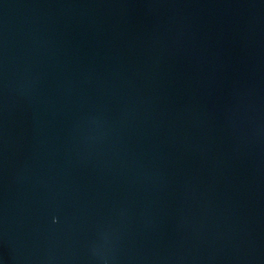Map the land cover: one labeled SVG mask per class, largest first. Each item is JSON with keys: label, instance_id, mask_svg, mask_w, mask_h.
<instances>
[{"label": "water", "instance_id": "95a60500", "mask_svg": "<svg viewBox=\"0 0 264 264\" xmlns=\"http://www.w3.org/2000/svg\"><path fill=\"white\" fill-rule=\"evenodd\" d=\"M0 264H264V0H0Z\"/></svg>", "mask_w": 264, "mask_h": 264}]
</instances>
